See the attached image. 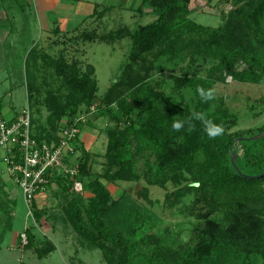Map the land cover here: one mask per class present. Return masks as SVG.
Wrapping results in <instances>:
<instances>
[{"label":"rangeland","instance_id":"374dc122","mask_svg":"<svg viewBox=\"0 0 264 264\" xmlns=\"http://www.w3.org/2000/svg\"><path fill=\"white\" fill-rule=\"evenodd\" d=\"M80 4L77 9L79 18L91 15L94 5L97 11L105 8L110 11L99 20L92 18L83 22L74 33L65 35L66 38L63 35H49L32 7L9 13L7 17L2 12L0 114L5 119H10L14 114L17 117L28 109L30 115L36 116L35 106L32 101L28 102L27 86L21 73L26 53L33 45H37L36 51L41 50L44 63H56L63 58L68 64L77 65L80 75H92L96 81V94L90 104L84 103L78 108L77 117L83 118L82 125L87 118L89 121L91 118L96 119L95 117L102 119L100 136H104L107 142L105 132L111 130L115 134L113 145L119 153V165L117 162L115 165L113 163L112 173L121 171L122 177L132 179L110 185L114 199L119 200L124 193L125 200L116 203L107 214L106 226L112 232L121 233L128 241L133 252L132 264H159L157 262L163 259V253L170 257V253L187 247L194 248L198 242L197 232L207 223L190 216L192 196L182 195L169 203L164 202L165 196L179 187L166 181L155 170L161 163L157 152L143 139L127 131L128 127L120 119L119 102L126 101L131 105L133 119L142 111V102L148 106V114L179 119L195 112L216 118L222 108L233 117L234 128L230 132H255L264 129V82L248 83L237 75L218 71V46L211 45L204 39L205 36L191 30L183 34L176 33L166 42L145 52L134 49L132 40L126 34L122 40H117L112 45L95 40L87 43L84 37L88 33L107 37L121 28L133 33L141 27L154 24L157 16L146 6H141L142 0H82ZM188 6L190 21L211 29L228 26L237 44H241L247 52L264 61V19L263 30L257 33L242 14L231 18L238 9L249 11V6L244 1L236 5L233 0H189ZM49 18L55 20L53 14ZM47 67L43 71L45 74L35 75L36 81L32 83L41 104L40 122L48 115L44 106L46 100L52 97L56 105L62 106L74 96L67 85V79L58 76L53 66ZM122 68L125 76L117 84ZM248 69L251 70L245 62H238L233 71L241 74ZM241 76L243 77L242 74ZM113 84H117L116 88L107 93ZM199 87L214 89L216 99L208 103L201 102L197 93ZM102 116L115 117L116 121L108 120V117L101 118ZM136 129L137 127L135 131ZM121 131L123 139L119 134ZM246 147L247 145L242 144L232 148L233 153L237 149L238 164L243 162V151ZM127 161L133 166L127 165ZM103 162L102 158L97 159L91 166L92 171L100 173ZM135 177L137 181H134ZM0 178L10 195L17 200L12 214L13 230L0 244V264H77L70 246L72 241L75 255L78 252L77 259L82 264H105L100 251L83 242L66 220H57L56 226H51L44 218L35 223L34 219L28 217L27 208L16 191L19 188L9 177L1 157ZM160 184L163 186H159ZM220 199L226 204L240 201L248 213L264 223V184L245 193L223 192ZM46 209L43 211L46 212ZM208 220L216 224L222 232L228 223L224 212L211 215ZM3 225L1 223L0 231ZM31 226H35V241L33 246L26 249L27 244L21 242L20 235L25 228ZM36 249H53V252L40 259ZM218 264L245 263L242 258H234L231 254L222 257ZM248 264H261V260L255 259Z\"/></svg>","mask_w":264,"mask_h":264},{"label":"trees","instance_id":"16d2710c","mask_svg":"<svg viewBox=\"0 0 264 264\" xmlns=\"http://www.w3.org/2000/svg\"><path fill=\"white\" fill-rule=\"evenodd\" d=\"M67 1L81 2V0ZM223 1L229 2L230 0ZM233 1L236 5L244 1L248 4L249 11L238 9L231 18L242 14L257 33L261 32L263 30L264 1ZM188 5L189 0H142L141 6H146L151 13L157 16L154 24L141 27L133 33H129L124 28L117 29L107 37L88 33L84 37L85 42L92 43L95 40L112 45L117 40H122L123 35L126 34L132 40L134 49L145 52L155 48L158 44L166 42L168 38L173 37L176 33L183 34L185 31L191 30L196 34L205 36L204 39L211 45L218 46L219 65L216 67L218 71L237 75L242 81L248 83L264 82V61H260L247 52L241 44H237L232 36L233 32L229 30L228 26L211 29L190 21L188 19ZM109 11V8L97 11V7H95L90 19L99 20ZM53 34L60 35L55 32ZM63 36V38H66L65 35ZM169 50H172V48ZM35 57H39V54L34 48L28 52L25 61L28 102L32 101L36 115L35 117L31 115L30 134L40 144L53 145L58 142L64 123L67 125L72 124L78 115V108L84 103H91L92 97L95 96L97 91L96 81L92 75H80L78 72L79 67L74 63L68 64L63 58L56 63H44L41 53L42 65L36 67ZM238 62H245L248 68H251V70L248 69L241 73L243 77L233 71L235 64ZM47 66H53L58 76L67 79V85L72 89L74 96L62 106L56 105L51 99L52 97L46 100L44 106L48 115L43 122H40L41 112L39 106L41 104L32 83L36 81L35 75L41 73L43 76L45 74L43 71ZM124 76L125 72L122 68L117 84L124 79ZM117 84H113L107 93L113 91ZM86 97H89V99ZM141 106L142 111L133 119L131 105L127 104L126 101H120V119L123 121L124 126L128 127V132L135 134L137 138L143 139L148 146L157 152L158 160L161 163L157 165L155 170L161 176H164L166 181H171L179 187L176 191L166 195L164 202L169 203L182 195L192 196L190 216L207 223L204 228L197 232L198 242L194 248L187 247L170 253V257L163 253V259L161 258L157 263L218 264L222 257L232 254L234 258H242L245 264L255 259L261 260V264H264V223L258 217L248 213L240 201L226 204L220 199V194L223 192L239 191L245 193L247 190L257 189L264 184V178L249 180L239 176L231 165L232 148L244 144L247 147L243 151V162L238 164L235 160V165L240 173L249 177L264 173V138L254 142L250 141L252 137L264 133V129H258L255 132H230L234 128L233 117L225 109L220 108V111L216 114V118H220V121L218 118L216 120L214 116L206 118L220 125L224 132L222 136L216 139H209L204 133L203 124L192 119L193 115H188L180 120L191 121L194 127L190 128L186 123L184 129L180 132H174L171 125L179 118L148 114L146 113L148 106L143 102ZM146 114L148 116H145ZM104 117L116 121L115 117L102 116L101 118ZM119 134L123 139V132L121 131ZM105 136L107 144L105 153L102 156L104 162L100 173L92 171V157L83 149L82 144L78 143V140L74 143V150L78 154L76 160L78 166L77 180L82 183L83 190L90 193L92 197L84 200L82 195L75 194L72 190L73 179L60 173L56 179L58 194L63 199L60 203V210L77 236L102 253L105 264H132V247L121 233L110 231L105 222V217L114 205L125 198L123 193L119 200H115L108 186L132 180L122 177L121 171L112 173L113 163L115 165L117 162L119 165L120 159L117 158L119 153L113 145L115 134L108 130L105 132ZM234 153L237 159V149L234 150ZM127 163L129 166H133L130 165L129 161ZM53 173L50 172L46 176L45 189L51 185ZM134 181H137V177L134 178ZM159 186H163V184ZM16 206V198L10 195L6 185L0 178V225L1 223L4 224L0 231V244L3 242L4 237L13 230L12 214ZM43 210L44 208H39L35 203L33 204L32 219L35 223L47 216L48 209H46V212ZM218 212H224L228 220L226 229L223 232L216 224L214 225L212 221L208 220L211 215ZM3 217L6 218L3 219ZM34 227H27L23 232L27 238L26 249L34 244ZM36 250L37 257L40 259L53 252V249L47 251Z\"/></svg>","mask_w":264,"mask_h":264},{"label":"built area","instance_id":"2783aa9c","mask_svg":"<svg viewBox=\"0 0 264 264\" xmlns=\"http://www.w3.org/2000/svg\"><path fill=\"white\" fill-rule=\"evenodd\" d=\"M82 120L76 117L72 124L64 123L58 142L48 145L40 144L31 137V115L28 109L12 120L0 114V157L9 177L19 188L29 218H32V206L36 204L37 195L45 191L46 176L50 172L59 171L70 177L73 179V192L83 194L82 183L77 180L78 154L74 150ZM20 239L24 245L27 244L24 233Z\"/></svg>","mask_w":264,"mask_h":264},{"label":"crops","instance_id":"0c3cea01","mask_svg":"<svg viewBox=\"0 0 264 264\" xmlns=\"http://www.w3.org/2000/svg\"><path fill=\"white\" fill-rule=\"evenodd\" d=\"M81 2H71L67 0H0V14H1L0 17L2 16V12H4L5 14L4 17H7L9 13H13L14 11H21L29 6V7H32L36 15L41 19L43 27L49 35H52L53 32L59 33L61 36L71 35L72 33H74L77 26L82 24L85 20H88L91 18L94 12V9L96 7V5H94L93 11L91 15H89L88 17L79 18V16L77 15L78 14L77 9H79V7L81 6L80 4ZM75 4L77 8H75ZM50 14H53L55 20L52 21L49 18ZM30 42H32V40H30ZM34 48L37 49V45L35 46L33 45L31 47V49H34ZM40 51H37V53L39 54V57H35L36 67L42 65L41 57H40L42 52ZM28 52L26 53V56L24 58L23 71L21 72L22 75L24 76V80H26L25 61H26ZM35 72L37 71L35 70ZM15 117H16V114H14V116L8 120H12ZM91 119L92 120L89 121L87 118L86 119L87 121L85 122V124L80 125L78 143L82 144L83 149L91 155L92 157L91 166H92L97 159H101L102 156L104 155L107 142H106V139L103 138L104 136L101 137L99 133V132H102L101 130H99V127L102 125V122H101L102 119L101 120L98 118L96 119L91 118ZM53 172H54L53 173L54 176L52 177L51 185L47 189H45L44 192L39 193L37 195L36 205L39 208L48 209L47 216L45 217V219L48 220L47 224L51 226H56L57 220L65 221V219L60 210V203L62 202L63 199L57 193L58 184L56 182V179H57V175L60 174V172L59 171H53ZM95 173H98V172H95ZM108 189L113 197L110 185L108 186ZM9 191H13V190H9ZM16 191L18 192V195L21 196L24 202V199L22 195L19 193L18 189ZM82 197L84 200H88L89 198L92 197V195L88 192H85L82 195ZM72 242L74 244V241ZM72 242L70 246L72 247V251L74 255L73 257L76 258L77 264H82L81 260L77 259L78 252L75 255V250L73 247L74 245L72 246Z\"/></svg>","mask_w":264,"mask_h":264},{"label":"clouds","instance_id":"9594fccd","mask_svg":"<svg viewBox=\"0 0 264 264\" xmlns=\"http://www.w3.org/2000/svg\"><path fill=\"white\" fill-rule=\"evenodd\" d=\"M197 93L203 103H208L216 99V92L214 89L199 87ZM192 119L200 121L203 124L204 133L209 139H216L217 137L222 136L224 132V129L220 125H217L211 119H207L204 113L195 112L193 113ZM186 123L190 128L194 127V125L191 124V121L177 119L171 125L172 130L174 132H180L185 128Z\"/></svg>","mask_w":264,"mask_h":264},{"label":"water","instance_id":"95a60500","mask_svg":"<svg viewBox=\"0 0 264 264\" xmlns=\"http://www.w3.org/2000/svg\"><path fill=\"white\" fill-rule=\"evenodd\" d=\"M263 138H264V133H261L259 135H256L255 137H252L250 139V141L254 142V141H258V140L263 139ZM235 160H236V154L232 153V155H231V165L235 169V171L237 172V174L239 176L244 177L245 179H249V180H258V179L264 178V173L261 174V175L255 176V177L243 176L240 173V171L238 170V168L236 167Z\"/></svg>","mask_w":264,"mask_h":264}]
</instances>
